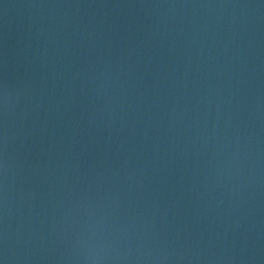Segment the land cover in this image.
<instances>
[{"label":"water","instance_id":"1","mask_svg":"<svg viewBox=\"0 0 264 264\" xmlns=\"http://www.w3.org/2000/svg\"><path fill=\"white\" fill-rule=\"evenodd\" d=\"M0 264H264V0H0Z\"/></svg>","mask_w":264,"mask_h":264}]
</instances>
